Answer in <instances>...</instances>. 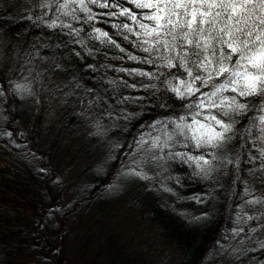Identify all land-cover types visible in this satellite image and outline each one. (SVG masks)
I'll return each instance as SVG.
<instances>
[{
    "label": "trees",
    "instance_id": "trees-1",
    "mask_svg": "<svg viewBox=\"0 0 264 264\" xmlns=\"http://www.w3.org/2000/svg\"><path fill=\"white\" fill-rule=\"evenodd\" d=\"M39 2L0 0V37L20 41L23 50H29L36 60L41 61L47 82H54L52 87L57 90L63 89L66 104L69 100H74L75 104L79 100L90 102L101 125L96 131L99 129L101 139L111 141L112 146L111 155L85 172L76 199L80 205L76 203V210L70 208V211H66L67 214H76L81 206L98 201L97 193L111 183L109 181L123 161V150L132 152L141 137L146 141L156 136L165 139L164 133L173 130V121L181 123L179 117L182 115L187 116L185 122L190 123L191 116L188 113L193 110L186 105L198 102L196 97L199 93L183 100L177 98L169 90L167 81L171 80L173 85H177L178 81L173 77L183 79L182 70L158 68L156 65L161 63L159 60L156 64L143 62L148 54L138 46L137 37L112 25L127 23L134 31L139 29L126 17L99 15L118 9L89 5L97 15L93 21L85 23L84 13L78 11L76 14L81 20L74 21L54 9L48 11L35 7ZM117 2L123 7L133 8L127 0ZM133 10L139 12L138 9ZM45 11L47 15L43 21L37 20L36 17ZM29 15L33 17L32 20L26 19ZM57 16V24L71 23L73 29L82 31L76 35L68 28H49L47 24ZM95 28L107 32L119 47L109 43L106 38L97 39ZM125 35L128 36L127 40L124 39ZM129 55L140 59H129ZM133 69L155 75L149 78L131 72ZM2 87L5 105L9 108L5 113L10 116V120L17 121L18 116L11 104L19 94H14L10 85ZM201 91L209 89L203 88ZM253 103L258 104L259 101L253 100ZM69 115L74 119L72 111H69ZM254 115L259 113H248V116ZM156 121L165 122L166 127L164 124L151 126ZM246 125L248 118H240L236 127L241 134L218 149H194L191 142H187L188 146L185 147L183 138L176 136L169 142L172 147L163 152L154 150L159 158L150 162L152 167L149 163L148 166L154 172L150 184L155 192L149 194L146 202L152 222L161 229L162 237L166 238L163 241L169 244L170 239L176 248V261L168 264H210L211 257L217 264L227 257L230 264H264V204L247 203L264 196V169H261L260 158L253 159L259 157V141L254 144L246 135L241 138ZM257 134V130L253 129V136ZM168 152L192 156L204 154L211 164L204 165L206 171L201 172L195 163L186 162V157L183 160L179 157L169 158ZM210 153H214L216 158L212 159ZM41 175L44 179L48 177L47 173ZM158 177L160 182L157 181ZM132 179L130 182L128 177L130 186L138 181ZM144 184L148 188L147 183ZM31 234L38 235L36 239L32 236L29 238L32 242L30 246L37 248L35 246L43 231L38 226L32 227ZM2 241L0 238V264H4L7 249V244H1ZM220 251L223 256L217 257ZM47 252L52 259H56L54 264H64L57 240ZM147 263L145 261L142 264Z\"/></svg>",
    "mask_w": 264,
    "mask_h": 264
},
{
    "label": "rangeland",
    "instance_id": "rangeland-1",
    "mask_svg": "<svg viewBox=\"0 0 264 264\" xmlns=\"http://www.w3.org/2000/svg\"><path fill=\"white\" fill-rule=\"evenodd\" d=\"M42 67L20 41L0 37V238L1 244H7L3 263L54 264L56 259L47 249L56 240L64 264L176 261V248L170 239L169 244L163 241L166 238L148 212L147 198L155 192L147 151L151 139L130 153L123 150V161L111 183L97 193L96 203L67 214L80 205L76 199L85 172L111 155L112 146L98 134L101 125L92 104L81 100L66 104L63 89L47 82ZM2 85L12 86L14 94H19L11 104L17 121L5 113L9 108ZM131 169L149 178L128 174ZM41 173L48 177L44 179ZM128 177L130 182L132 178L138 181L130 186ZM37 226L43 235L33 248L29 238L36 239L31 228ZM212 258L210 264H217ZM220 264H230V259Z\"/></svg>",
    "mask_w": 264,
    "mask_h": 264
},
{
    "label": "snow or ice",
    "instance_id": "snow-or-ice-1",
    "mask_svg": "<svg viewBox=\"0 0 264 264\" xmlns=\"http://www.w3.org/2000/svg\"><path fill=\"white\" fill-rule=\"evenodd\" d=\"M127 3L133 8L123 7L117 0H40L35 7L48 11L54 9L74 21L81 20L76 14L79 11L84 13L85 23L93 21L97 15L89 5L118 9L99 15L126 17L139 29L134 31L127 23L112 25L137 37L138 46L148 54L143 62L156 64L159 60L158 68L182 70L183 79L173 77L178 81L177 85H173L171 80L167 83L169 90L181 100L199 93L196 97L198 102L186 105L193 110L188 113L191 122L186 123L187 116L182 115L179 117L181 123L173 121V130L164 133L165 139L153 137L147 150L149 159H158L154 150L163 152L172 147L169 142L176 136L183 138L185 147L187 142H191L194 149L221 148L241 134L236 125L240 123V118L247 117L248 125L244 127L241 138L246 135L254 144L259 141V157L253 159L260 158L261 169H264V0H127ZM46 15L47 11L36 19L43 21ZM26 19L32 20L33 17L29 15ZM58 19L57 16L47 26L68 28L76 35L82 31L73 29L71 23L57 24ZM94 31L98 34L97 39L106 38L119 47L107 32L99 28ZM124 39L127 40L128 36L125 35ZM129 59L140 58L129 55ZM131 72L149 78L155 75L138 69ZM203 88L209 91H201ZM253 100L259 103L254 104ZM252 111L259 115L248 116ZM155 124L166 127L162 121H156L151 126ZM253 129L258 133L255 136ZM146 143L148 141L143 137L137 141L140 148ZM167 155L182 160L186 157V162L192 161L201 172L206 171L204 165L211 164L204 154L192 156L168 152ZM210 155L212 159L216 158L214 153ZM128 174L141 179L149 178L135 169ZM247 203L264 204V196Z\"/></svg>",
    "mask_w": 264,
    "mask_h": 264
}]
</instances>
